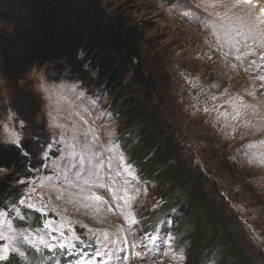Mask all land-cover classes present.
I'll return each instance as SVG.
<instances>
[{
    "label": "rangeland",
    "instance_id": "rangeland-1",
    "mask_svg": "<svg viewBox=\"0 0 264 264\" xmlns=\"http://www.w3.org/2000/svg\"><path fill=\"white\" fill-rule=\"evenodd\" d=\"M99 1L139 25L147 60L165 72L177 105L172 122L181 119L188 155L224 197L264 264V24L250 16L264 0ZM24 83L40 98L51 144L42 164L23 180L20 199L39 213V223L17 225L0 211V260L186 264L173 222L149 225L161 190L139 180L123 154L110 96H93L43 66L30 67ZM21 125L0 73V141L19 144ZM54 228L79 239L72 247L49 249L60 239ZM34 250L36 261L28 255Z\"/></svg>",
    "mask_w": 264,
    "mask_h": 264
},
{
    "label": "trees",
    "instance_id": "trees-1",
    "mask_svg": "<svg viewBox=\"0 0 264 264\" xmlns=\"http://www.w3.org/2000/svg\"><path fill=\"white\" fill-rule=\"evenodd\" d=\"M0 20L5 24L0 73L22 122L19 144L0 141V211L9 212L17 225L39 223V213L24 208L20 199L23 180L42 164L51 134L40 114V98L20 81L30 67L43 66L93 96H110L123 154L139 180L161 190L149 225L173 222L170 229L186 264H263L224 197L188 155L177 124L181 119L172 122L177 105L165 72L147 60L139 25L99 0H0ZM49 153L55 155L52 148ZM28 255L38 258L35 250ZM0 264L18 262L7 258Z\"/></svg>",
    "mask_w": 264,
    "mask_h": 264
},
{
    "label": "snow or ice",
    "instance_id": "snow-or-ice-1",
    "mask_svg": "<svg viewBox=\"0 0 264 264\" xmlns=\"http://www.w3.org/2000/svg\"><path fill=\"white\" fill-rule=\"evenodd\" d=\"M261 11H264V9H262ZM15 135L16 134H13V136H15ZM250 147H251V145H250ZM121 160H123V157H121ZM125 183H127V181ZM20 203H23V200H21ZM28 207L29 208H33L34 205L29 204ZM0 215H3V213H0ZM53 231H59V233H60V239L58 240L57 245L48 244L47 247H49V249H52V248H54L56 246L60 247L61 249L68 248V247H72V246H74V242L79 239V237H76V236H73L71 239H69L65 235V233H64V231L62 229H55L54 228ZM0 239H2V238H0ZM157 239H158V237H156V236H151L150 237V240L152 242H155ZM41 240L43 241V238L42 237H41ZM2 251L6 252L8 250L7 249H3ZM0 258H3V257H0Z\"/></svg>",
    "mask_w": 264,
    "mask_h": 264
},
{
    "label": "bare ground",
    "instance_id": "bare-ground-1",
    "mask_svg": "<svg viewBox=\"0 0 264 264\" xmlns=\"http://www.w3.org/2000/svg\"><path fill=\"white\" fill-rule=\"evenodd\" d=\"M262 9H264V2H260V4H258V7L255 9V12H252L250 14V16H254V15L258 16L259 25H263L264 24V11H261Z\"/></svg>",
    "mask_w": 264,
    "mask_h": 264
}]
</instances>
